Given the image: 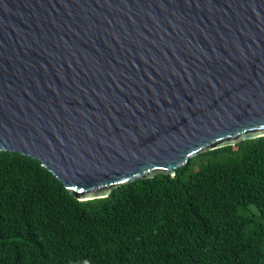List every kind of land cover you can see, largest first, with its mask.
<instances>
[{
    "label": "water",
    "instance_id": "obj_1",
    "mask_svg": "<svg viewBox=\"0 0 264 264\" xmlns=\"http://www.w3.org/2000/svg\"><path fill=\"white\" fill-rule=\"evenodd\" d=\"M264 136V0H0V150L77 200Z\"/></svg>",
    "mask_w": 264,
    "mask_h": 264
},
{
    "label": "trees",
    "instance_id": "obj_2",
    "mask_svg": "<svg viewBox=\"0 0 264 264\" xmlns=\"http://www.w3.org/2000/svg\"><path fill=\"white\" fill-rule=\"evenodd\" d=\"M0 264H264V136L82 201L0 150Z\"/></svg>",
    "mask_w": 264,
    "mask_h": 264
}]
</instances>
